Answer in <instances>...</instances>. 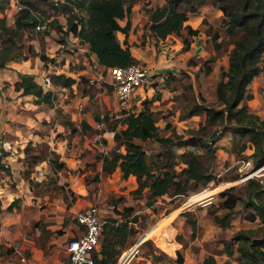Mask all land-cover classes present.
Here are the masks:
<instances>
[{
  "label": "trees",
  "instance_id": "16d2710c",
  "mask_svg": "<svg viewBox=\"0 0 264 264\" xmlns=\"http://www.w3.org/2000/svg\"><path fill=\"white\" fill-rule=\"evenodd\" d=\"M17 1L20 7L13 14L12 27L6 24L4 16L0 17V68H4L10 60H19V34L34 30L36 25L42 23L45 25L43 31L55 29L63 36L71 33L81 44L87 45L98 63L105 68L138 62L131 54L126 40L130 27L129 13L135 0ZM5 3V0H0V9ZM204 5L218 10L220 15L216 18L208 13L205 17H212L215 24L202 20L193 28L187 23L189 15L198 12ZM146 11L149 14L145 27L150 35L158 40L172 35L181 42L184 51L190 48L192 36L199 32L207 34L203 47L208 53H213L201 63L206 78L209 79L211 74L213 57L227 55V66L220 70V79L215 84L213 104L205 103L202 95L197 97L189 83L182 82L174 74L166 75V84L173 80L174 90L182 85L184 91L189 93L183 94L181 118L192 115L199 117L197 125L186 128L184 132H177L173 123L167 120V115L152 110V102L161 98L160 92L154 91L150 98H144L139 109H122L118 116H109L106 112L100 115L99 110L93 108L94 120L102 121L116 135L115 144L109 149L108 156L99 154L102 159L100 170L88 177L86 182H98L118 167L123 177H135L136 187L130 191L131 195L142 199L145 206L153 207L159 197L186 198L190 194L199 193L209 183L215 185L221 181L213 173L212 167L216 158L215 142L225 132L230 134V150L236 156L245 150V144L236 149L235 137L239 136L253 147L247 156L252 167L257 168L264 162V119L247 103L252 97L250 82L264 71V0H164L160 6L148 7ZM57 15L63 16L64 22H59ZM122 19L125 20L124 25L119 23ZM203 23L205 26L201 28ZM118 31L124 34L122 42L117 37ZM33 54L34 48L28 45L27 52L20 58L26 60ZM17 76L15 88H20L22 94H32L37 104H51V91L43 90L32 74L18 72ZM51 80L56 85L69 87L75 83L82 94L90 96L86 88L88 80L84 75L75 80L58 73L52 74ZM107 87L110 89L109 85ZM87 106L91 108V104ZM160 119L162 125L158 124ZM82 126L84 130L93 132V127L87 122H82ZM68 128L71 132L77 131L72 124H68ZM48 161L54 177L47 182L32 181L30 185L34 191L43 185L44 190L57 187L58 192L63 193V186L58 184L56 175L65 164L55 152L50 154ZM0 171H8L1 158ZM239 175L231 173L224 180L233 181ZM217 196L215 205L212 204L213 200L207 202L211 205L206 208L205 216L210 222L225 228L230 225L232 213L243 209L244 219L254 226L234 231L227 240L221 238L222 246H217L214 240L204 243L208 252L200 264H231L232 261L235 264H264V175H251L241 185L233 184L223 188ZM74 197L73 193L63 195L67 206ZM119 201L112 200L111 206ZM14 202L15 199L7 208H11ZM123 210L118 218L108 217L106 212L101 216L99 248L93 251L98 264H115L122 251L135 241L133 223L137 221V215H131L130 207H124ZM180 214L194 228L195 218L190 212L185 210ZM83 230L78 225L75 235ZM176 239L185 246L179 236ZM232 242L235 243V254L230 259L228 255L234 251ZM42 246L45 248L43 236ZM152 247L158 251L157 254L149 252L154 264L163 256L174 264H184L181 250L177 249L175 257L171 259L154 244ZM9 251L10 248L5 246L0 253L7 254ZM221 253L227 256L222 263H217L214 255Z\"/></svg>",
  "mask_w": 264,
  "mask_h": 264
},
{
  "label": "rangeland",
  "instance_id": "374dc122",
  "mask_svg": "<svg viewBox=\"0 0 264 264\" xmlns=\"http://www.w3.org/2000/svg\"><path fill=\"white\" fill-rule=\"evenodd\" d=\"M163 1L164 0L134 1L133 7H131L129 13L130 27L127 32V38L132 42L131 46H141L144 48L147 45V53L150 55L153 54V50L155 51L151 65L155 73L150 74L148 80L149 86H144L143 89L145 92L141 95V98L143 96L150 98L154 93L153 91L160 92L161 98L152 102V110L157 114L167 115V120H170L175 126V130L181 133L188 127H195L199 117L198 115H192L187 118H181L184 104L183 96L189 93L184 91L182 85L174 90L172 88L173 80H171L169 84H166L164 82L166 75L168 73L175 74L174 76L182 82L189 83L196 96L202 95L205 103L213 104L215 103V84L220 79V70L225 69L227 66V55L223 54L213 57V61L211 62L213 68L208 79L203 72L201 63L204 58L209 57L213 52L208 53L203 46L202 48L199 47V43L207 37L206 33L201 32V37L192 36V49L185 51L182 50L181 47H175L176 41L172 37H168L167 40L159 42L158 39L151 36L148 28L145 27V22L149 14L146 9L148 7L160 6ZM212 9L213 8H210L209 10ZM205 10H207V8L202 6L198 12L189 15L187 22L192 27L197 26L202 20H205L208 24H215L203 16ZM60 16L61 15H57L59 22H64L63 18ZM6 24L12 27L13 19L8 22L6 21ZM123 24L124 21L122 25ZM204 26L205 23L201 25V28ZM54 30L55 29H50L46 32L43 31V29H34L30 31L26 30L19 34V38L17 39V44H19L18 49L21 52L19 53L20 56L18 55L19 60H22V54L27 52V46L32 45L34 54L31 56V59L34 56L37 57V65L34 67L37 69L34 71L33 75L38 81L41 75L45 74L52 75L60 72H66L63 74H67L68 71L79 73L81 70H85V72L81 71L82 73L80 76L84 75L87 77L88 85L86 88L89 89L91 97L87 93L82 94L81 90L77 88V92L75 93L68 92L67 90L55 93L51 98V104H37L34 102L33 96L23 97V95L18 94L14 91L16 87L15 83L11 84L0 76V134L2 135V133H5L17 139L18 143H16V145L14 144L16 154L13 157H16L17 151H20L21 148L23 149V156H17L11 159V163L14 164L22 161L23 167H13L14 171L9 175L0 171V181L3 180V182H7L5 187L8 188L9 192V187L13 190L16 188L15 183L16 178H18L17 171L22 172L21 174L29 184L36 180L47 182L48 179L54 177L48 161L52 152L58 154L59 160L65 164V167L56 175V180H59L63 186V193L58 192L57 187L51 190H44L42 185L38 190H32V193L34 192L36 196V199L35 197L34 200L32 198V203L30 202L31 198L26 200L25 196L24 199L26 201H23V194L20 195L21 197H16L17 200L10 212L3 211L1 208H5L11 198H13L11 193L7 196L5 194L3 195L4 197L0 198V213L3 212L0 216V231H4L5 234L11 233L12 236H20L24 233V230L30 222V220H27L29 217H34L33 219H36V226L39 228L45 227L43 225V220L47 218V221L53 224L52 228L54 231L53 233L47 232L44 235H46L47 240L57 237L56 241L60 246L59 254H62L63 246L69 239V235L65 237H58V235H60L70 223L74 225L75 213L78 210L86 208L84 205H78L75 213L68 211V209H64L66 202L64 201L63 195L69 196V194L72 193L70 190L67 191V194L64 193L66 190L65 185L67 184L64 183V181L68 174L78 175L85 165H95L96 167V171H92L84 180L87 190V194L84 197L85 201L90 204H96L98 208L102 207L104 210H107V216L112 218H118V216L124 212V207H130L132 211L131 215H137V221L133 223V226H135V241L142 238L144 233L152 225L155 223L158 225L160 223L156 226V235L150 234L143 237L141 243L145 242L144 247L138 249L135 258H133L130 264H154L147 254L152 244L159 243V239L164 238V233H167L169 239L173 242L172 246H169L168 252L173 254L174 251L172 250L179 249L184 254V264H200L208 252L204 243L208 241L211 243L212 240H214L217 246H222V242L220 241L221 238L227 240L234 231L254 226L253 223L244 219L243 215L245 212H243V209H238V211L232 213L230 225L221 228L210 222L205 216L206 208L211 204L199 203L197 201V198L209 195L212 196L210 200H213L212 204L215 205L218 200L217 193L220 190L233 184L241 185L245 180L243 179L244 175L254 169L250 159H247V156L251 154L248 149H245L239 156H236V154L230 150L231 138L228 132L223 133L215 142L216 158L212 171L221 181L215 185L214 183H209L199 193L190 194L186 198L163 196L154 201L153 207H148L143 204L142 199L132 196L130 191L127 190V186L120 188H125L127 191L103 190L104 188L102 185L98 183L105 179L106 176L98 182H93L92 180L86 182L88 177L98 172L97 166L101 162V157L95 151L93 145H91L90 138L92 131H86L82 126V122H85V113L89 112L93 114V108H96L95 110H99L100 115L106 112L109 116H112L117 112L115 107L117 108L119 106L120 108L117 114L124 108L118 104L116 105L113 96L107 90V85L109 84L107 68L97 64V62L95 63L89 57L88 51L83 49L84 46L76 37L72 36L71 33L63 36L61 32H56ZM117 37L119 40H122L123 34L118 32ZM165 43L173 45V49H170L171 52H161V47H163ZM158 45L161 47H157ZM133 49L135 50V48ZM137 63H139V60ZM31 65H33V63H31ZM86 70L88 71L86 72ZM155 84L157 86H155ZM259 91V99L256 98L257 102L254 104L258 106L260 102V110H262V112L258 114L264 117V87L260 86ZM84 96H86V102H83L82 108L79 109L74 102L76 99H82ZM251 99L252 98H250L249 101L252 102ZM87 104H91V108L88 107ZM129 106H131V108L133 106V109L136 110V108H134L136 106L134 102L130 103ZM252 110L254 111V109ZM73 113L78 114H75L76 116L74 115L75 117L73 118ZM68 124H72V126L76 127L79 134H73L74 132L70 131ZM158 124H163L162 119L158 121ZM17 129L19 130V135L14 133V130ZM18 140H23V144L19 145L20 141ZM243 140L240 139L239 136L235 137L236 149L240 148L242 144H245ZM75 160L80 161H76L75 165ZM66 161L72 162L71 167L73 169L68 170ZM45 163L47 164L45 167L47 169L46 171L43 170V175L35 176L34 172L36 167L39 165L41 166L40 168L43 169L41 164L45 165ZM231 173H239L240 175L233 181L224 180V178L226 179ZM252 175H264V162L262 166L252 172ZM29 176H31L32 179H30ZM21 187L22 186H20V188ZM74 196H76L75 193ZM112 200H120L113 205V210L111 207H104L111 206ZM185 210H188L190 215L195 218L194 228L190 227V224L186 223L184 217L180 214V212ZM27 213L30 214L28 215ZM104 213L105 211H103L101 215ZM62 221L65 222V225L62 224ZM74 231L76 232V230ZM28 233L29 231H27V234ZM158 235L160 238L157 237ZM15 236H13V238ZM52 236L53 238H51ZM176 236H179L185 242V246H182V244L177 241ZM22 237L27 238L26 235H22ZM19 238H21V236ZM8 241L9 240L4 239L2 235H0V245L7 246L5 243ZM9 242H11V240ZM48 243L49 242H47V244ZM42 248L44 252L47 251L44 247ZM232 248L233 250L235 248L234 242H232ZM150 252L155 253L157 251L152 247V251ZM234 254L235 250L231 255H228L231 256L229 258L232 259ZM1 255L0 253V263L1 260H4V258H1ZM173 256H175V253ZM226 256V253L214 255L217 263H222ZM16 262L21 264L19 262V257L16 258ZM16 262L15 264H17ZM156 264L174 263L166 256H163V259Z\"/></svg>",
  "mask_w": 264,
  "mask_h": 264
},
{
  "label": "crops",
  "instance_id": "0c3cea01",
  "mask_svg": "<svg viewBox=\"0 0 264 264\" xmlns=\"http://www.w3.org/2000/svg\"><path fill=\"white\" fill-rule=\"evenodd\" d=\"M5 1H6V4H4V6L0 9V17L4 16L6 18V21L8 22L9 20L13 19V14L17 10L16 3H18V1L17 0H5ZM204 7L207 8V10H205L203 12V16L204 17L208 13L212 14V17H216V18L219 17L220 12L218 10H215V9L209 10L212 7H210L208 5H204ZM60 17L63 18V16H60ZM212 17H206V18L209 21H212ZM63 20H64V18H63ZM123 21L125 22L124 19L119 20V23L122 25ZM195 27L196 26H193V28H195ZM118 32H120V31H118ZM120 33H122V32H120ZM200 33L201 32H199L197 35H194L193 37H195V36L201 37ZM168 37H172L176 41L175 47L176 46L177 47H181V45H182L181 42L177 38H175L174 36H172V35L167 36L166 38H164L162 40H159V42H163V41L167 40ZM123 39H124V34H123L122 40ZM122 40H120V42H122ZM126 40H127V44H128V47H129V50H130L131 54L136 59L139 60V63H141L142 65H144V66H146L148 68V76H147V79H146L145 84L142 85V86H140V87H138L136 89V91L132 94V96L129 98V100L125 104L118 103L114 99V97H113V100L116 103V105L118 104V105H120L121 107H123L126 110L134 111L133 106L131 108V106H129V104L134 102V105H136L134 108L139 109L141 107L142 100L144 98H146V96H143L141 98V95L145 92L143 88H144L145 85L149 86V84H148L149 81L148 80H149L150 74L155 73V71H153V68L151 66L152 65V59H153V54L155 53V51L153 50V54L150 55L149 53H147V47H148L147 45L144 48L141 47V46L134 47V46H131L132 42H130V40H128L127 37H126ZM204 41L205 40H203V41H201L199 43V47L202 48ZM192 44H193V39H192V41L190 43V48L188 50H191L192 49ZM82 45L84 46L83 49L86 50V51H88L89 57L95 63L97 62V64H99L98 61H97V59H96V57H95V55L88 50L87 45L86 44H82ZM157 47H161V46L158 45ZM133 48H135V50ZM170 49H173V45L170 44V43H165V45L163 47H161V52H164V53L166 51L171 52ZM31 63H33V65H31ZM35 65H37V57H35V56L32 57V59L30 57L29 59H26V60H10V61H8L6 63V66L4 68H0V76L3 77V79H6V81H8L9 83L14 84L18 80V76H17V73L18 72H23V73L25 72V73H30V74L33 75L34 71L37 69V68H34ZM99 65H101V64H99ZM101 66H103V65H101ZM81 71L85 72V70H81ZM81 71L79 73H75L73 71H68L67 74H65V75L71 76L75 80H77L79 78L80 74L82 73ZM87 71L88 70H86V72ZM60 73H62V72H60ZM63 73H66V72H63ZM36 82L39 83L38 79L36 80ZM155 86H157V85L155 84ZM260 86L261 87H264V71H262L258 76H256L250 82V92L252 94V97H251L252 98L251 99L252 102L248 100L247 103H248V105L252 109H254L255 113H257V114L258 113L261 114V112H262V110H260V102H259V105L258 106H256V104H254V103L257 102L256 98L259 99V92H260L259 91V87ZM62 87H64V88H62ZM52 88L54 90L53 95L55 93L62 92L63 90H67L68 92L70 91L72 93L77 92V87H76L75 83L72 85V87L54 84L52 86ZM107 90L109 91V93H111V91H110V89L108 87H107ZM14 91H16L18 94L23 95V97L24 96H33L32 94H22L20 88L19 89L14 88ZM111 95H112V93H111ZM79 101H82L81 103L83 105V102L84 103L86 102V96H84L82 99H76V101L74 102V104L76 105ZM115 109H117V112H118L120 108L118 106L117 108L115 107ZM117 112H115V113H117ZM78 113H73L72 114V117L74 118L76 116L75 114H78ZM85 114H86V117L84 116L85 122H87L89 125H91L93 127V129H94V125H95L96 120H94L93 114H91L89 112H87ZM260 117L264 119V117H262V116H260ZM14 133H16V134L19 135V130L18 129L17 130H14ZM73 134H77L78 135L79 132L78 131H75ZM102 135H103V137L105 139L106 147L109 148V149L112 148L114 146V144H115V135H116V133L114 131H110V130L106 129V130H104L102 132ZM2 136L4 138L12 141L15 145H16V143H18L17 142V139L15 137H10V136H8L5 133H2ZM25 139H28V138H25ZM240 139L243 140L244 138L243 137H240ZM18 141H20L19 142L20 143L19 145L23 144V140H18ZM243 141H245V139ZM91 145H93V144H91ZM245 149H248L250 153L253 151L252 145L249 142H246V141H245ZM17 156H23V149L22 148H21L20 151H17L16 157ZM16 157H13V156L10 157V156H8L5 160H2V162L4 163L5 166H7V169H8V171H5L4 172L6 175H9L10 173H13V171H14L13 170V167H23L22 166V163H23L22 161L17 162L15 164L14 163H11V159H14ZM76 161L78 162L80 160H75V162H74L75 165H76ZM101 161H102V159H101ZM41 165H42L43 169L40 168L41 166L38 165L36 167V169H35V172H34V175L35 176H38L37 175V169H41L42 172H43V170L46 171L47 168H45V167H46L47 164L45 163V165H43V164H41ZM79 165H80V163H79ZM66 166H67L68 170L73 169L71 167L72 166V162H67L66 161ZM100 168H101V162L98 164L97 170L99 171ZM94 170L96 171L95 165H85V166L82 167V169H81L80 173H78V175H70V174L67 175V177L65 178V181H64V183H67L65 185L66 190H65L64 193L67 194V191L70 190L73 194L75 193L76 196H75V199H73V201H71L68 206L65 204L64 209H66V210L68 209V211L75 213L77 211L76 208H77L78 205H84V207H87V206L91 205L89 202H86L85 199H84L85 195L87 194L86 185H85V181L84 180H85V177H87V175L90 174ZM17 172H18L17 173L18 174V178H16V183H15L16 188L14 190L11 187H9L10 188V192H9L8 191V188L5 187V185H6L7 182H5V181L3 182V180L0 181V198L4 197L3 195H5V194L7 196L9 193H11V195L13 197L8 202V204L6 205L5 208L4 207L1 208L3 211L5 210V211L10 212L13 209V207L15 205V202L17 200L16 197H21L20 196L21 194H23V201H26L27 199H30L31 198V201L30 202L32 203L33 200H34V197L36 199L35 193L34 192L32 193V190H34L33 186L30 185L29 182H27L25 180L24 176L21 174L22 172H19V171H17ZM29 178L32 179L31 176H29ZM36 181H38V180H36ZM39 182H40V180H39ZM57 182H58V184H61V182H59V180ZM2 184H4V185H2ZM98 184L102 185V187L104 188L103 190H105V191H107V190L108 191H116V190H123V191H127L128 190V191H131L132 189H134L136 187L135 177L133 175H128L127 177H123L121 175L120 169L118 167H116L111 173H109L105 177V179L101 180V182H99ZM20 186H22V187L20 188ZM124 186H127L126 187L127 190L125 188L120 189V188H122ZM24 196L26 197V200L24 199ZM32 198H33V200H32ZM14 199H15V202L13 203L12 207L11 208H7V206ZM69 200H72V197H69ZM206 204H208V203H206ZM104 207H107V208L108 207H111L112 210L114 208V206H104ZM29 211H30V208H29ZM103 211L106 212L107 210H104L102 207H99V213H100V215H101V213ZM2 213L3 212L0 213V216H1ZM33 218L34 217H31V218L29 217L27 219V220H30V222L28 223V226L26 227V229L24 230V233L22 234V235H26L27 238H23L22 235H20L22 239L19 238L20 236H15V235H13V236H15L13 238V236L11 235V233H9V234L6 233L5 234L4 231H0V235H2V237L4 239L9 240V241L11 240V242L8 241L7 243H5L7 245L6 247L10 248V251H9L8 254L1 253L2 254L1 255V258L2 259L4 258V260H1V263L0 264H15L16 258L19 257V256H16L15 251H12L11 244L14 241H16V240H18L21 243L20 244L21 245V251L24 252V255L26 257V261L25 262H21L20 259H19V262L21 264H66L67 254H66L65 246H66V242L67 241L65 242V245L63 246V253L62 254H59V252H60V250H59L60 249V246L57 244V241H56L57 237L55 239H50V240L48 239L49 240L48 241L47 238H46V235H44L47 232L48 233H50V232L53 233V231H54V229L52 228L53 224H50V222H48L47 221V218H46V219L43 220L44 221L43 222V225L45 227H40L39 228L38 226H36V224H37L36 223L37 222L36 219H33ZM62 224L65 225V222L62 221ZM158 225H157V223H155L154 225H152L144 233L143 237L146 236V235H150V234L156 235L157 234V228H156V226H158ZM77 229H78V224L75 221L74 225L72 223H70V225L68 227H65L64 231L62 233H60V235H58V237H62V236L65 237V236H68L69 235L68 237L70 238V237H72V236L75 235V231L74 230H77ZM43 230H45L46 232L43 231ZM27 231H29L28 234H27ZM42 235H43V237L45 239V249L47 250L46 252H44V250L42 248L43 247L42 246V238H41ZM143 237H142V239H143ZM157 237L160 238L159 235ZM163 237L164 238H160L159 239V241H160L159 243H155L154 245L155 246L158 245L157 247L158 248L160 247L159 249L160 250L162 249V251H164L168 255V257L172 259V258L175 257L173 255H174V253H175V251L177 249L172 250V251H174L173 254L170 253V252H168V249L170 248L169 246H172L173 242L169 239L167 233L166 234L164 233V236ZM51 238H53V236ZM23 240H26V241H23ZM47 242H49V243L47 244ZM58 246H59V248H58ZM3 247H5V246L0 245V250ZM150 251H152V247H151V249H149V252ZM149 252H148L147 255L150 258L151 256L149 255ZM157 253H158V251L155 252V254H157ZM162 259H163V257H162ZM160 260H158L157 262H159ZM17 264H19V263H17ZM231 264H235V262L232 261Z\"/></svg>",
  "mask_w": 264,
  "mask_h": 264
},
{
  "label": "built area",
  "instance_id": "2783aa9c",
  "mask_svg": "<svg viewBox=\"0 0 264 264\" xmlns=\"http://www.w3.org/2000/svg\"><path fill=\"white\" fill-rule=\"evenodd\" d=\"M17 9L20 7L16 3ZM45 28L44 23L35 26L36 30ZM108 85L114 99L120 103L125 104L136 89L145 84L148 76V68L141 63H129L124 66L116 65L107 67ZM39 84L43 90H50L53 95L54 85L51 81V75H41ZM64 88V87H62ZM61 88V89H62ZM82 103L78 102L76 107L82 108ZM114 116H118L117 113ZM106 130V126L102 121H96L93 132L91 134L90 142L93 144L95 151L101 156H108V148L106 142L103 141L102 132ZM16 149L14 143L0 134V158L5 160L8 156H14ZM37 175L42 176L41 169H37ZM212 196H204L197 198L199 203H207ZM76 223L83 227V232L79 235L70 237L65 246L67 259L66 264H98L94 258L93 251H98V236L101 229L102 219L99 213V208L96 204H91L83 210H78L74 217ZM142 238L134 241L128 248L122 251L115 264H128L129 261L136 256ZM21 243L16 240L11 244L12 251H15L19 256L21 262L26 261V257L21 251Z\"/></svg>",
  "mask_w": 264,
  "mask_h": 264
},
{
  "label": "water",
  "instance_id": "95a60500",
  "mask_svg": "<svg viewBox=\"0 0 264 264\" xmlns=\"http://www.w3.org/2000/svg\"><path fill=\"white\" fill-rule=\"evenodd\" d=\"M263 165V163L261 164V166ZM260 167V166H259ZM255 169H258V167L257 168H254V169H252V170H250L249 172H247L245 175H244V179H246L247 177H249V176H251L252 175V172L255 170Z\"/></svg>",
  "mask_w": 264,
  "mask_h": 264
},
{
  "label": "bare ground",
  "instance_id": "6f19581e",
  "mask_svg": "<svg viewBox=\"0 0 264 264\" xmlns=\"http://www.w3.org/2000/svg\"><path fill=\"white\" fill-rule=\"evenodd\" d=\"M245 177H243V179H244Z\"/></svg>",
  "mask_w": 264,
  "mask_h": 264
}]
</instances>
